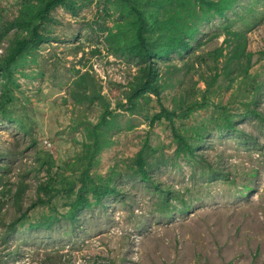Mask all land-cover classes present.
<instances>
[{
	"label": "rangeland",
	"instance_id": "1",
	"mask_svg": "<svg viewBox=\"0 0 264 264\" xmlns=\"http://www.w3.org/2000/svg\"><path fill=\"white\" fill-rule=\"evenodd\" d=\"M20 1L0 0V56ZM73 3V10L52 12L43 42L15 66L9 83L10 117H0V264H264V19L246 15L247 24L235 26L245 33L250 53L247 78L221 73L206 92L203 78L221 72L209 71V53L220 54L216 65L221 68L232 44L211 30L204 36L201 25V45L186 57L189 67L177 58L158 62L160 93H140L130 103L129 85L139 67L127 52H114L116 41H105L121 20L114 0ZM199 55L205 63L194 64ZM255 80L263 87L254 102L260 115L244 116ZM79 87L92 92L82 95ZM180 96L207 103L187 118L171 116L169 123L162 116L152 122L161 107L181 112ZM223 108L233 116L232 131L218 132L215 125ZM198 128L207 131L196 150L199 163L180 157L153 165V183L117 178V195L79 209L76 221L59 216L68 209L64 187L84 166L80 156L100 146L91 172L122 169L132 177L127 166L145 142V158L152 162L173 154V131L183 135ZM47 167L57 179L55 201L30 210L25 222L57 219L46 228L8 233L6 226L17 214L4 190L19 182L27 207L36 185L47 181ZM78 186H70L69 198L75 199ZM167 197L170 211L161 207L160 198Z\"/></svg>",
	"mask_w": 264,
	"mask_h": 264
},
{
	"label": "trees",
	"instance_id": "2",
	"mask_svg": "<svg viewBox=\"0 0 264 264\" xmlns=\"http://www.w3.org/2000/svg\"><path fill=\"white\" fill-rule=\"evenodd\" d=\"M114 6L121 16L120 21L114 24L115 31L109 30L105 36V41L110 43L111 40L117 42L116 47L113 48L114 52L122 51L127 52L133 61L139 67L135 76V81L130 83L129 88L134 94L128 98L129 102L141 93L149 91L154 95H158L159 84L157 82L160 74L157 67L158 62H170L172 59L177 58L180 60L182 67L188 68L191 62H188L191 54L197 52V48L201 45L200 30L201 25L204 26L206 36L208 31H213V36L225 35V41H229L231 49L229 54L225 56L221 62V68L217 67L218 55L216 53H209L213 58V69L209 71H221L220 73L203 78L206 86V92L214 83L219 74L225 75L229 79L241 76V78L248 77V70L250 68V53L245 52V33L241 30H236L237 23L247 24L246 15L253 20L261 22L264 19V10L257 11V7L264 9V0H114ZM64 7L65 9L73 10V0H21L17 16L15 19L8 23L9 30L11 27L14 30L11 34L5 36L6 46L0 56V117L8 119L10 112L8 105L11 102L12 94L9 88V83L12 82L13 69L19 62L29 55L32 51L36 50L40 43L43 42V29L53 20L52 12L56 8ZM258 15V16H257ZM119 22V23H118ZM117 23V24H116ZM211 25V26H209ZM212 25H214L212 27ZM0 27H4L0 25ZM210 29L208 30V28ZM173 54V55H171ZM264 55V52L261 53ZM186 58V59H185ZM205 63L204 55L195 56V63ZM176 68V66H174ZM208 69V68H207ZM80 85L81 78L76 82ZM262 84L257 80L253 81V86L250 87L249 101L245 103L243 111L244 116L258 114L254 110V102L262 89ZM82 95L87 88L77 89ZM92 92V91H90ZM181 109L179 113L168 111L161 107V111L155 114L151 120H160L165 116L169 123H172L171 116L175 118H187L190 114L203 107L207 102L203 100L198 102H185L183 97L180 96ZM239 116L235 114V117ZM3 119V120H4ZM233 116L228 115L226 109L223 108L219 118L215 119V125L219 129L218 132L223 130L232 131L233 129ZM0 120V123L3 121ZM7 121V120H5ZM173 139L176 142V148L173 154L169 157H157L154 161H147L145 158L146 151L148 150L147 143L141 147L139 152L135 155L133 163L127 166L131 172L132 177H129L124 170L113 169L112 174L106 173L105 175L98 174L93 170L95 165V156L100 151V146L95 147L92 153H87V156H80V160L85 161L79 176L72 181L71 184L66 185L64 189L65 206L68 209L65 214L59 215L65 219L76 221L78 210L84 207H90L91 204L101 205L102 200L106 196H114L118 194L115 182L118 179H133L139 178L140 180L151 182L149 171L153 165L158 167L164 165L167 160L173 158L179 159L180 157L187 162H197L201 158L196 153L200 143L204 139L207 131L202 128L194 129L188 134L180 135L175 131ZM51 168H46L45 175H48L47 181H40L35 188V197L32 202L23 207V186L16 182L15 189L13 184L4 190L12 200V206L15 209L16 216L6 226L7 232L19 230L21 228H46L50 226L58 215H51L48 219L38 221L35 223H26L28 221V212L40 206L52 205L55 201V188L57 179L50 176ZM92 175V176H91ZM79 183L75 199L69 198L73 193L70 186ZM155 184H152V186ZM160 190V189H159ZM162 194H170L165 189ZM61 197V198H62ZM69 198V203L66 199ZM92 198V201L89 200ZM165 202L161 207L165 211H170L173 205L168 204V197L160 198ZM166 199V200H165ZM184 204V203H183ZM103 207V206H101ZM15 233V232H14Z\"/></svg>",
	"mask_w": 264,
	"mask_h": 264
}]
</instances>
